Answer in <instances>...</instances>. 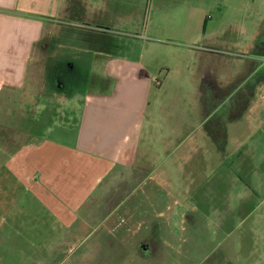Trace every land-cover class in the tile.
<instances>
[{"label":"crops","instance_id":"0c3cea01","mask_svg":"<svg viewBox=\"0 0 264 264\" xmlns=\"http://www.w3.org/2000/svg\"><path fill=\"white\" fill-rule=\"evenodd\" d=\"M167 1H174L177 8L179 0H0V128L14 131L20 137L14 146L11 144L15 141L10 137H7V143L0 142V170L4 171L0 178L12 175L22 184L21 192L31 191L59 222L74 232H81L79 236L70 237L67 255L74 253L85 239L93 237L91 225L105 224L109 217L118 224L124 214L121 213L124 205H132L137 196L145 200L151 215L144 222V238L152 243L151 234H156L158 244L165 245L162 234L167 229L168 216L173 212L171 179L167 168L159 169L162 166L150 162L147 155L153 151V144L146 145L142 143L145 139L141 138L149 80L138 75L140 62L116 56V46L121 35L139 34L130 29L131 23L138 22L140 29H147L146 22L154 16L153 7L160 8L165 15L172 13L168 10L172 4ZM227 1H237L243 7L248 4L264 6V0ZM196 13L200 14L197 20L204 31L209 16L202 10ZM170 16L176 18V13ZM259 16L263 22L264 16L261 13ZM261 32V27L253 31V41ZM207 39L211 43L201 48L197 63L199 106L197 123L191 127V130L201 129L204 135V125L210 119L204 101L210 102L209 94L215 91V86H232L227 81L232 67L226 80L218 78L221 63L225 66L227 61L226 50L214 46L213 37ZM252 46L253 43L249 45V51ZM87 59H90L88 65L93 62L100 65L101 79L93 77L92 66H86V70L81 67L82 63L87 64ZM251 61L246 60V63L251 65ZM76 65L77 71H90V74L86 73L85 80L90 76L86 87L95 81L96 86L112 88L105 94L81 89L79 92L84 98L78 100L81 106L77 105L74 114L67 103H76L72 99L76 92L69 89L67 73L73 67L77 69ZM30 70L47 72L45 78L39 75L47 85L34 81L29 75ZM104 76L112 77L113 84L105 81ZM205 82L211 88L208 92L201 89ZM254 86V96L246 111L225 126L229 135L227 152L232 147L231 138L236 129L240 131L242 142L250 110L257 101L258 88L264 86V82ZM259 115L263 117L262 112ZM69 122L72 126L68 129ZM57 123L61 125L57 126ZM191 132H186L177 142V147L189 142L186 162L177 166L183 169V174L184 169L191 168L190 185H193L195 181L203 182L205 175L200 172L199 161L189 158L199 149V146L194 147ZM143 134L146 137L148 132ZM205 138L216 157L215 147L207 136ZM164 159L174 160L173 152L166 149ZM188 159L192 163L185 168ZM104 182L107 185L104 186ZM95 188L98 191L93 194ZM189 195H196L195 191H189ZM128 197L133 199L130 204ZM213 208L219 215L231 214L230 210L221 212ZM198 213L195 206L182 213V223L192 218L191 224L187 225L190 224L189 229L194 232L199 228L196 223ZM204 213L208 214V209H204ZM249 215V212L243 215L245 221ZM217 230L226 232L224 236H227L232 229L219 223ZM199 238H192L195 258L200 257V246L203 245Z\"/></svg>","mask_w":264,"mask_h":264},{"label":"rangeland","instance_id":"374dc122","mask_svg":"<svg viewBox=\"0 0 264 264\" xmlns=\"http://www.w3.org/2000/svg\"><path fill=\"white\" fill-rule=\"evenodd\" d=\"M167 2L172 4L168 8L172 13L165 15L160 8L153 7L154 16L146 22L147 29H140L138 22L131 23L130 29L140 36L121 35L116 46V56L140 62L138 75L149 80L141 138L145 139L142 143L153 144V151L147 155L150 162L162 166L159 169L167 168L171 179L173 212L169 214L167 229L162 234L165 245L158 244L157 235L151 234V250H144V254L139 251L140 242L150 243L144 238V222L151 215L145 200L137 196L134 201L128 197V203L133 201V204L124 205L121 210L124 214L118 224L109 217L105 224L91 225L93 237L85 239L74 253L67 255L70 237L79 236L81 232L64 226L34 193L21 192L22 184L7 175L0 178V264H264V86L258 88L257 101L250 110L242 142L240 131L236 129L231 135L232 147L228 152L215 157L208 148L207 134L204 135L201 129L191 130L198 115L197 63L201 48L211 43L208 37H213L214 46L226 50L227 61L225 66L221 63L218 72V78L226 80L230 67L234 70L247 65L246 60L257 59V55L249 51V45L254 43V30L261 27L264 31V21L259 16L260 13L264 16V6L248 4L243 7L242 3L227 0H179L175 8L174 1ZM201 10L209 16L204 31L197 20L200 14L196 12ZM174 13L176 18L170 16ZM89 60L81 67L92 66L93 77L99 79L100 65L95 62L88 65ZM76 67L67 73L69 89L76 92L72 97L76 103H67L74 114L77 105L81 106L78 100L84 98L79 92L81 89L105 94L112 88L96 86L95 81L86 87L90 76L86 80L85 77L90 71H77ZM40 74L45 78L47 72L29 71L34 81L45 82L46 86L44 78L39 79ZM104 79L113 84L112 77L104 76ZM209 88L205 82V91ZM71 126L69 122L66 128ZM10 131L0 128V142L7 143V137H10L15 141L11 144L14 146L20 137ZM144 131L148 132L146 137ZM189 131H192L190 137L195 142L194 147L199 146L189 158L199 161L200 172L205 175L203 182L195 181L193 185H190L189 168L192 160L187 161L185 168L189 169H184L185 175L177 166L186 162L189 143L177 147V142ZM166 149L173 152L174 160L164 159ZM0 175H4V171L0 170ZM187 188L194 190L196 195L190 196ZM97 191L95 188L93 194ZM193 206L199 209L196 215L199 228L195 232L189 229L192 218L189 222L184 220L185 224L181 222V218L184 219L182 213ZM213 207L221 212L230 210L231 214L219 215ZM204 209H208V214L205 215ZM248 212L250 215L245 221L243 215ZM219 223L232 229L230 235L224 236L226 232L217 230ZM194 235L199 236L203 244L198 258L193 257L192 238L197 237Z\"/></svg>","mask_w":264,"mask_h":264},{"label":"trees","instance_id":"16d2710c","mask_svg":"<svg viewBox=\"0 0 264 264\" xmlns=\"http://www.w3.org/2000/svg\"><path fill=\"white\" fill-rule=\"evenodd\" d=\"M203 88L204 85L201 86V89ZM254 91L255 86L251 83L231 87L216 86L215 91H211L209 94L210 102L204 101L203 103L202 101L205 112L210 116V119L204 125V129L217 154L227 152L229 137L225 131L227 122L239 119L244 112L233 111H238L240 106L246 108L254 96ZM141 253H145L143 247Z\"/></svg>","mask_w":264,"mask_h":264},{"label":"flooded vegetation","instance_id":"af4514ba","mask_svg":"<svg viewBox=\"0 0 264 264\" xmlns=\"http://www.w3.org/2000/svg\"><path fill=\"white\" fill-rule=\"evenodd\" d=\"M251 52L257 55V59L254 61L252 60L251 65L246 63L247 65L244 67L234 68V70L232 68V72L229 75V79L227 80L232 86L243 85L246 83L256 85L258 83L264 82V31L261 32L257 38H255ZM247 108L248 107L243 108L240 106L238 111L233 112H245ZM142 247L143 250H151L152 243L143 240L139 243L140 252H142Z\"/></svg>","mask_w":264,"mask_h":264},{"label":"water","instance_id":"95a60500","mask_svg":"<svg viewBox=\"0 0 264 264\" xmlns=\"http://www.w3.org/2000/svg\"><path fill=\"white\" fill-rule=\"evenodd\" d=\"M146 250V249H145Z\"/></svg>","mask_w":264,"mask_h":264}]
</instances>
